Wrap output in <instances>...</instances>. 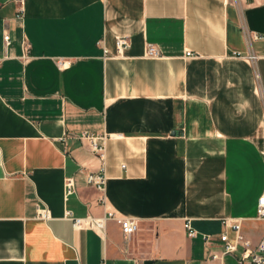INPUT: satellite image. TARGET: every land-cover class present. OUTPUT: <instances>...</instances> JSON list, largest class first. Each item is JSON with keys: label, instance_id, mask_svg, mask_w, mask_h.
<instances>
[{"label": "crops", "instance_id": "obj_1", "mask_svg": "<svg viewBox=\"0 0 264 264\" xmlns=\"http://www.w3.org/2000/svg\"><path fill=\"white\" fill-rule=\"evenodd\" d=\"M263 194L264 0H0V264H239Z\"/></svg>", "mask_w": 264, "mask_h": 264}, {"label": "built area", "instance_id": "obj_2", "mask_svg": "<svg viewBox=\"0 0 264 264\" xmlns=\"http://www.w3.org/2000/svg\"><path fill=\"white\" fill-rule=\"evenodd\" d=\"M6 42H10L9 36H5ZM131 46L130 40L127 37H120L116 40V48L117 54L123 55L125 51ZM190 55V53H188ZM146 56L148 57H159L160 51L156 46L149 45L146 50ZM58 65L61 67H65L66 65L63 63L62 60H58ZM256 77L259 78L257 72ZM82 137L89 140L91 148L94 152L98 153L102 158L105 157L104 147L99 145L96 142L95 136L89 134L88 132L82 134ZM89 184L94 185L101 193V200L105 201V194L107 188V178L105 174L98 173V174H90L87 178ZM67 191L68 193L74 192V180L73 178H68L66 180ZM258 218H260L264 222V194L260 197L258 202V209H257ZM39 218L48 219L49 212L47 210L39 209ZM67 218H70L73 221V226L76 229H83V228H92L100 233H104L106 230L107 222L109 220H115L121 225V228L127 236H131L135 234L139 230V221L133 218H124L117 215L115 212H107L104 216L100 218L94 217H87V218H76L73 217L70 212L66 215ZM186 229L188 230V235L190 237H194L196 235L195 229L192 227L190 221H187L185 224ZM239 224L236 225V228L239 229ZM222 240L226 241V252H232L235 249L233 244L228 242V237L226 234L222 236ZM217 256H214L215 258ZM105 264V263H104ZM239 264H264V234L261 238L260 242L258 243L257 247L254 251H251L250 254H244L239 259Z\"/></svg>", "mask_w": 264, "mask_h": 264}, {"label": "water", "instance_id": "obj_3", "mask_svg": "<svg viewBox=\"0 0 264 264\" xmlns=\"http://www.w3.org/2000/svg\"><path fill=\"white\" fill-rule=\"evenodd\" d=\"M144 264H152V261H145Z\"/></svg>", "mask_w": 264, "mask_h": 264}]
</instances>
